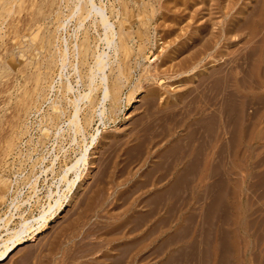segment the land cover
I'll return each instance as SVG.
<instances>
[{
  "label": "rangeland",
  "instance_id": "1",
  "mask_svg": "<svg viewBox=\"0 0 264 264\" xmlns=\"http://www.w3.org/2000/svg\"><path fill=\"white\" fill-rule=\"evenodd\" d=\"M66 1L0 0V219L39 216L51 191L64 205L0 264H264V0H96L127 48L107 51L110 86L122 75L123 86L90 126L100 89L83 104L85 138L67 127L70 106L67 124L48 121L66 106L47 46ZM91 23L73 20L69 41L78 31L102 52ZM85 144L70 191L75 174L60 180Z\"/></svg>",
  "mask_w": 264,
  "mask_h": 264
},
{
  "label": "bare ground",
  "instance_id": "2",
  "mask_svg": "<svg viewBox=\"0 0 264 264\" xmlns=\"http://www.w3.org/2000/svg\"><path fill=\"white\" fill-rule=\"evenodd\" d=\"M63 1H66V0H63ZM100 1H101L100 4H102L104 2V1L102 2V0H100ZM66 2L67 3L64 4V7L61 6V7H63L61 9L63 11L62 12L63 18L61 17L63 20L61 22V25L56 28V29H58V31H57V33H55L56 36L54 39L57 38V41H55V40H54V42L48 41V45H47L49 48L52 47L53 49L55 48L57 50L56 51L57 55L55 54V57H53V59H51L50 62L58 68L59 73H60V77L66 78L65 81L62 80L63 81L62 85L59 88V92L61 94L59 99L66 102V106H63V105L61 106L60 101H56L54 103V105H52V107L55 111V115L53 117H49L48 121H49L50 125H53L55 122H57L56 125H58V124L60 125V123H66V122H62V121H63V118L65 116V113H66L68 106H70V108L72 109V111L74 113H72L73 119H71V118L69 119L67 127L70 128V130L73 132V134L76 137L79 135L80 136L83 135V137L85 138L84 133H85L86 128H85V126L82 122L83 120L81 118V113L83 111L82 110L83 104H87V102H88V103H90L91 106L94 105L93 103L96 102L95 99L97 98V95L95 96L96 97L95 98L94 94L96 93V91H99V89H100V91H101L100 93H102V98L99 100V104H98L99 109H96L95 112L93 113L94 115L92 114L93 116L91 115L90 118L86 119V116H84L86 123L88 125L89 124L91 125V121L93 120L92 118H96L98 116V117L103 119L106 117V111L108 110L106 106H108L107 105L108 102H111V103L115 102V104H116L117 100H116V97H114V94H115V92L119 91L123 86L122 85V79L120 78L123 75L116 77L117 78V80L115 79L116 83L114 82L115 84L112 86L113 88H111L108 70H111V68H112L111 65L114 64V63H112V57L114 55L118 57L119 52L121 50H123V49L125 50L127 48V47L124 48L126 45L122 46V45H124L122 42L124 41V38L126 37V35L124 36V32L120 26H119V28H120L119 32L116 31V29L114 27L115 25L112 24L110 21V18H109L110 16L107 13V9H105V7H103V6H105L104 3H103V6L102 5L99 6L96 3V0H68ZM118 3H120V2H118ZM143 5H145V4H143ZM59 6H60V4H59ZM145 6H143L144 10H145ZM65 9H67L66 14H65ZM70 13H71V16L69 15ZM147 14H149V13H147ZM116 18H117V16H116ZM73 20H76L75 27L77 30L82 29V27L84 28L85 23L89 20H92V23H93V24L91 23L92 25L98 23L99 27H102V29L104 30V33H103L104 39H101L100 37L99 38L101 39L100 41H103L105 43L106 48L105 49L103 48L104 50L101 49L102 52H100L98 50L99 51L98 53H96V52L93 53L92 46H91L90 39H89L90 37H87L85 40H82L80 42L79 41L80 39L78 40V38H77V37H79L78 31H76L77 32L76 34L74 32L75 41L72 40L73 36H71L72 41H69V39H70L69 33L70 32L68 29H69V27H71L70 24H71V22H73ZM142 23H143V21H142ZM120 25L122 26L121 23H120ZM95 26H98V25H95ZM95 26H94V29H95ZM99 27H97V28H99ZM85 28H86V26H85ZM70 30H71V28H70ZM80 31H79V33H80ZM88 32L89 31H87V33ZM85 35H88V34H85ZM228 36H230V35H228ZM80 37H81V35H80ZM76 40H78V41H76ZM118 40H120V42H119L120 44L118 43ZM97 42H99V41H97ZM125 44H126V42H125ZM130 49H131V47H130ZM108 50H113L114 55L111 56V54L109 52H107ZM125 53H127V52H125ZM91 54L93 55V57H94L93 59L95 60L94 66L88 65L89 64V58H90ZM39 55H40V53H39ZM71 59H73V61H71ZM87 65L89 67L88 68L89 72L87 74H85V76H83L82 75L83 72L81 74L80 73L81 71L79 68H80V66L82 68V67H85ZM67 67L68 68L71 67L72 71L74 72L73 75H76L75 83H76L77 87L74 86V84H73L74 81L71 82L69 80L68 73H67ZM120 68H121V66H119V73H118L119 75L123 74L121 72ZM192 69H193V67H192ZM112 71H114V70H112ZM58 76H59V74H58ZM150 77H152V76L150 75ZM83 80H85V83H86L85 85L87 88H81L82 87L81 83ZM53 84L54 83H50L51 88H53ZM114 87H117V89H119V90L114 91ZM113 91H114V94H113ZM90 105H88V106H90ZM98 105L96 107H98ZM84 107H86V106H84ZM51 114H52V112H51ZM74 141H76V139ZM96 141H97V136L93 135L91 145L96 144ZM88 161H89V147L85 144L84 151H82L80 153V156L76 159V161L74 163H72V165H69L66 167L64 175L62 176V179L60 180V182H62V181L64 182L65 180H67V176H69L68 175L69 173L75 174V178L74 179L72 178L73 180H67V183H66V186L68 184L67 189H69L71 191L72 187L75 186V184L78 183L79 180L81 179V176H82L81 169H82V167H85L86 164L89 163ZM69 179H70V176H69ZM55 193L52 191L49 193L48 197L50 198L51 203H49V205L47 207L45 206L42 208L39 216L32 217L29 219H24V221L21 222V224L18 225L16 228L10 227L11 223L13 222V218H14V215L12 213H9L10 211L8 212L9 214L7 213L3 218L0 219V231L2 229H4L6 232V234L0 233V263L9 260L11 258V256L20 247H22L26 244L36 243L38 241L41 233L47 227H49L50 221L55 220L56 217H58V215L61 214V211H62L64 205L61 202V199L58 198L60 194L58 193V197L55 198V196H54ZM70 197L71 196H69V197L67 196L65 198V199H68L67 200L68 203H70V200L72 199ZM15 203L12 202L11 207L16 208L17 206L15 205ZM68 205H70V204H68ZM18 208L19 207H17L16 210H18ZM53 211H54V213H53ZM34 222L38 223L37 227L34 224Z\"/></svg>",
  "mask_w": 264,
  "mask_h": 264
}]
</instances>
